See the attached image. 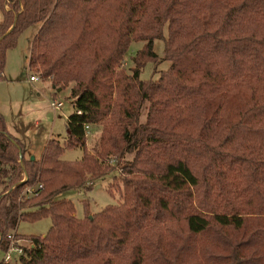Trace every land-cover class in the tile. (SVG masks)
I'll return each instance as SVG.
<instances>
[{"label": "trees", "instance_id": "obj_1", "mask_svg": "<svg viewBox=\"0 0 264 264\" xmlns=\"http://www.w3.org/2000/svg\"><path fill=\"white\" fill-rule=\"evenodd\" d=\"M0 10V80L8 49L38 25L27 68L71 84L75 110L64 141L33 159L0 110L1 249L23 237L19 221L48 217L45 235L23 237L21 264H264V0H0ZM155 39L169 65L144 80ZM133 41L143 45L129 72ZM85 125L100 126L91 150ZM76 147L80 160L61 158ZM114 170L108 192L122 202L95 214L86 203L78 217L58 198Z\"/></svg>", "mask_w": 264, "mask_h": 264}, {"label": "rangeland", "instance_id": "obj_2", "mask_svg": "<svg viewBox=\"0 0 264 264\" xmlns=\"http://www.w3.org/2000/svg\"><path fill=\"white\" fill-rule=\"evenodd\" d=\"M0 10V21H1ZM38 25L29 27L21 33L17 39L15 47L8 49L6 53V65L4 69V79L0 80V110L10 126L11 131L15 128H24L25 135L31 142V155L40 157L43 144L48 136L59 137L60 142L66 138V116L74 113L72 100L70 98L71 84L63 87L60 91L54 87L49 79L31 82L29 76L37 73L27 68L28 55L31 42L36 34ZM166 26L164 27V36H166ZM143 43L133 41L126 53L124 65L127 70L132 66L131 58L142 47ZM153 51L158 55L157 63L147 62L140 72L141 79L156 78L160 70L166 69L169 62L164 60V41L155 39L153 42ZM129 71V70H128ZM130 72V71H129ZM54 97L62 101L64 105L60 110L54 112L49 106V102ZM146 110L142 109L140 120L144 121ZM38 123V124H36ZM87 135V150L97 142L100 136V126L90 125ZM21 132V131H20ZM22 133V132H21ZM41 152V153H40ZM29 154V152H28ZM25 154L26 157L29 155ZM83 156V150L79 147L65 149L61 158L67 161L80 160ZM118 174L114 170L104 177L92 181V186L83 187L74 190H68L59 194L58 198L72 200L75 206V214L78 217L84 215V207L87 203L88 210L95 214L108 205H115L122 202V197L117 192L109 193L108 186L113 182V177ZM26 176L23 175V180ZM3 185H0V193ZM50 219L42 217L35 221L21 220L18 222L16 232L23 237H40L46 234L50 227ZM15 238L16 246L22 248L28 247L31 241L28 239ZM11 241V239H10ZM11 243V242H10ZM9 243V247H10ZM6 251L0 248V263L5 257ZM11 259L7 264H21L20 254L11 251Z\"/></svg>", "mask_w": 264, "mask_h": 264}, {"label": "built area", "instance_id": "obj_3", "mask_svg": "<svg viewBox=\"0 0 264 264\" xmlns=\"http://www.w3.org/2000/svg\"><path fill=\"white\" fill-rule=\"evenodd\" d=\"M42 78L40 77V75H34V74H31L29 76V80L30 81H40ZM63 105V102L62 101H59V100H51L49 102V106L52 110H58L60 109V107ZM78 113H80L79 111H77ZM90 126L88 125H85V128L87 129V132H88V129H89ZM39 188H42V185L40 184L38 186ZM32 188L31 187H27L25 190H23V194H32ZM9 238L11 239V243H10V247H8V250L7 252L5 253V257H4V261L8 263V261L11 259V255H10V252L11 251H14L18 254H21L22 251H23V248L21 246H16L15 245V241H14V235H9ZM31 245V244H30Z\"/></svg>", "mask_w": 264, "mask_h": 264}, {"label": "crops", "instance_id": "obj_4", "mask_svg": "<svg viewBox=\"0 0 264 264\" xmlns=\"http://www.w3.org/2000/svg\"><path fill=\"white\" fill-rule=\"evenodd\" d=\"M32 82V81H31ZM54 87H56V88H58V91H60L62 88L61 87H57V86H55L54 85ZM54 100H57L55 97H54ZM63 105H64V103H63ZM62 105V106H63ZM62 106L60 107V108H62ZM52 110V109H51ZM58 110H60V109H58ZM58 110H53L54 112H56V111H58ZM69 116H66V118H68ZM36 124H38V123H36ZM89 128H91V127H89ZM7 129H8V131H9V133L10 134H12L13 136H16V137H18L22 142H23V144H24V148H25V154H28V152H29V156L30 157H36V156H34V155H31L32 153H31V151H29V150H31L30 149V147H31V142H30V140L28 139V137L25 135V129L24 128H15L14 130H12L11 131V128H10V126L9 125H7ZM22 133H21V132ZM66 133H67V130H66ZM50 138H53V137H50V136H48L47 137V139H46V141H45V143L43 144V148H42V151H43V149H44V147H45V145H46V143L48 142V140L50 139ZM41 151V152H42ZM40 152V153H41ZM37 158V157H36Z\"/></svg>", "mask_w": 264, "mask_h": 264}, {"label": "water", "instance_id": "obj_5", "mask_svg": "<svg viewBox=\"0 0 264 264\" xmlns=\"http://www.w3.org/2000/svg\"><path fill=\"white\" fill-rule=\"evenodd\" d=\"M34 157H31V159H33Z\"/></svg>", "mask_w": 264, "mask_h": 264}]
</instances>
